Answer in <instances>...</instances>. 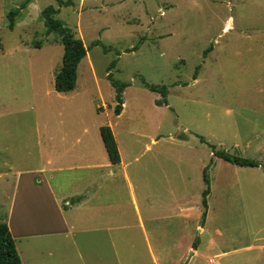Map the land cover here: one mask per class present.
Listing matches in <instances>:
<instances>
[{
	"label": "rangeland",
	"instance_id": "rangeland-1",
	"mask_svg": "<svg viewBox=\"0 0 264 264\" xmlns=\"http://www.w3.org/2000/svg\"><path fill=\"white\" fill-rule=\"evenodd\" d=\"M25 1L0 0V152L5 150L6 164L14 172L38 166L37 123H81L72 130L86 127L99 140L100 129L109 126L143 197L144 217L147 185L158 187L161 197L168 196L162 186L185 185L192 207L199 199L197 211L188 216L187 235L199 236L202 248L191 262L193 251L188 253L181 264H213L210 257L220 252L227 255L215 258L217 263L264 264V169L216 159L209 145L200 142L203 137L217 150L264 164V0H71L72 6L62 7L55 18L82 39L88 55L70 94L55 91L64 47L57 34L47 36L42 16L46 8L60 6L56 0H32L10 30L9 14ZM113 62L117 64L110 70ZM111 74L130 85L119 117ZM143 80L166 86L169 106H157L162 95L146 88ZM212 160L211 191L212 183L216 189L209 197L210 221L200 236L195 224L202 226L203 172ZM17 179L11 176L8 191L1 192L0 224L7 220ZM119 180L115 183L124 186ZM20 195L11 216L12 235L22 263L38 264V238H19L24 229L38 232L35 217L20 218ZM123 221L134 220L124 216ZM177 222H157L162 228L175 226L164 242V254L150 253L154 242L141 230H121L117 256L96 242L100 250L95 256L86 251L84 262L177 264L190 243L189 236L177 240L183 236V221ZM131 233L136 237L127 236ZM57 253L42 255L44 263L79 264L78 259L69 261L72 255L60 256L58 263Z\"/></svg>",
	"mask_w": 264,
	"mask_h": 264
},
{
	"label": "crops",
	"instance_id": "crops-1",
	"mask_svg": "<svg viewBox=\"0 0 264 264\" xmlns=\"http://www.w3.org/2000/svg\"><path fill=\"white\" fill-rule=\"evenodd\" d=\"M38 125L37 123L38 166L14 172L12 167L6 164L5 150L0 152V158L2 155L1 204L3 194L1 192H4L5 188L8 191L11 176L18 178L14 187L16 195L6 215L7 220H4L2 224L8 225L12 233L11 216L13 217L16 200L21 193L20 218L25 222L27 215L35 217L38 220V232L32 233L24 229L19 238L22 240L38 238V264H45L42 255L51 256L60 251L74 257V259L68 258L69 261L78 259L76 262L85 264L86 251H91L87 253L88 255L95 256L96 251L100 250L96 242H101L102 251L110 248L117 256V240H122L121 230L133 229L141 230L149 242L150 239L153 240V247L149 243L152 255L164 254L168 251L164 242L170 239V232L175 226L162 228L157 222L172 219H177V223L181 219L183 221V227L180 224L177 225L178 229L181 226L180 232L183 235L177 240L184 241L187 236L190 237V243L184 246V255L181 254L177 264H181L192 251L193 257L200 253L202 243L196 240L200 237L187 235L188 216L193 211H197L200 201L198 199L192 207V201L187 196L185 185L162 186L163 193L168 194L164 197L157 195L158 187L145 186L143 188L146 193V215L144 217L140 205L143 197L138 195V187L132 184L122 155L119 165L111 164L102 138L99 140L95 136L90 137L86 127H77L78 131L72 130L71 126H79L81 123H41ZM213 164L215 165L216 162ZM120 178L123 179L124 186L115 183L120 182ZM212 184L211 193L214 195L216 185ZM124 216L134 221H123ZM197 217L200 218V211ZM209 221L210 205L205 225L195 224V230L200 229V236L205 233ZM23 226L25 227V223ZM127 236H131L132 239L136 237L133 233ZM78 238L84 242L83 246L77 243ZM15 242L17 244L16 239ZM194 243L197 244L196 250L193 247ZM207 243L208 247L212 248L214 239H208ZM47 247L52 249L43 252V249ZM19 255L23 261L22 254ZM68 255L57 253L58 263H60V256ZM226 255L227 253L224 252L214 254L210 257L209 263L221 264L219 261L217 263L215 258L224 259Z\"/></svg>",
	"mask_w": 264,
	"mask_h": 264
},
{
	"label": "trees",
	"instance_id": "trees-1",
	"mask_svg": "<svg viewBox=\"0 0 264 264\" xmlns=\"http://www.w3.org/2000/svg\"><path fill=\"white\" fill-rule=\"evenodd\" d=\"M60 6L59 9H56L54 6H50L46 8L42 12V16L44 18L45 26H46V34L50 36L52 34H57L60 38V42L64 47V55L62 66L60 70L56 73L55 76V91L58 93H69L75 90L77 86L78 80V69L81 62L87 57L88 50L85 47L82 39L76 37V34L72 31V29L66 27L64 23L55 18L56 15L60 13V9L62 7L72 6V1L65 2L63 0H56ZM32 2V0H26L20 8L12 11L9 16V29L14 30L15 28V20L19 17L23 10L27 8V6ZM95 46H99L100 43H94ZM106 52L110 51L108 48L104 46ZM211 49L205 52V55ZM2 51V40L0 38V53ZM116 62H113L110 66L113 68L116 66ZM112 86L116 90V102L117 105L115 107L114 113L115 116L119 117L124 108V92L130 86L127 83H122L116 81L112 74L108 76ZM196 80V79H195ZM144 86L148 88L150 91L159 93L162 95V100L156 102V105L159 107L169 106L167 100L168 89L166 86H153L148 84L145 80L142 81ZM101 138L104 142L109 160L113 165H119L121 163V153L118 146V142L114 135L113 130L109 126L102 127L100 129ZM186 139V138H185ZM200 142L202 144H208L212 155L216 159H220L240 168H263L264 164L257 160H252L248 158H243L238 155L231 154L227 151L217 150L215 146L210 145L203 137H200ZM213 160L210 162V165L204 169L203 172V181L206 186V189L202 194V207L204 209L202 214V226L205 225L207 215H208V198L211 194V181L209 176V168L213 165ZM194 249H197V244L194 243ZM0 264H23L18 253L15 239L6 224H0Z\"/></svg>",
	"mask_w": 264,
	"mask_h": 264
},
{
	"label": "water",
	"instance_id": "water-1",
	"mask_svg": "<svg viewBox=\"0 0 264 264\" xmlns=\"http://www.w3.org/2000/svg\"><path fill=\"white\" fill-rule=\"evenodd\" d=\"M193 253H191V255H190V257H189V259H188V262L191 260V258L193 257ZM188 262H187V264H188Z\"/></svg>",
	"mask_w": 264,
	"mask_h": 264
}]
</instances>
